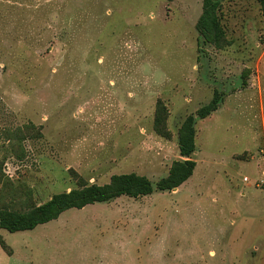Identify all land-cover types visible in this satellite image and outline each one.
Returning <instances> with one entry per match:
<instances>
[{
    "label": "rangeland",
    "instance_id": "rangeland-1",
    "mask_svg": "<svg viewBox=\"0 0 264 264\" xmlns=\"http://www.w3.org/2000/svg\"><path fill=\"white\" fill-rule=\"evenodd\" d=\"M219 1L211 45L203 0H0V208L120 174L156 189L188 118L197 165L173 191L0 228V264H264V11Z\"/></svg>",
    "mask_w": 264,
    "mask_h": 264
},
{
    "label": "trees",
    "instance_id": "trees-1",
    "mask_svg": "<svg viewBox=\"0 0 264 264\" xmlns=\"http://www.w3.org/2000/svg\"><path fill=\"white\" fill-rule=\"evenodd\" d=\"M256 1L264 11V0ZM220 4L219 0H203V12L196 28L207 44L218 45L224 37L218 17ZM220 101V94L215 92L211 102L197 111V117L202 120L209 117L218 110ZM178 146L180 155L185 160L174 162L168 176L157 183L156 189L146 176L136 173L114 175L106 185H88L60 193L45 204L25 212L0 208V228L10 233L31 231L59 219L71 209L82 210L89 205L109 203L123 196L137 199L149 196L155 190L173 191L187 182L196 168V162L191 159L196 150V132L191 118L186 119L179 130Z\"/></svg>",
    "mask_w": 264,
    "mask_h": 264
},
{
    "label": "crops",
    "instance_id": "crops-1",
    "mask_svg": "<svg viewBox=\"0 0 264 264\" xmlns=\"http://www.w3.org/2000/svg\"><path fill=\"white\" fill-rule=\"evenodd\" d=\"M196 166H197V165H196ZM195 169H196V168H195ZM185 183H186V182H185ZM185 183H184V184H185ZM177 189H179V188H177Z\"/></svg>",
    "mask_w": 264,
    "mask_h": 264
}]
</instances>
